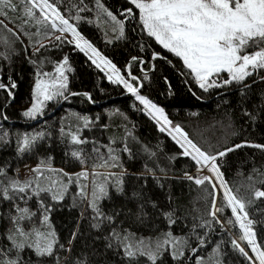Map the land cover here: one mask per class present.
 <instances>
[{
  "label": "trees",
  "instance_id": "1",
  "mask_svg": "<svg viewBox=\"0 0 264 264\" xmlns=\"http://www.w3.org/2000/svg\"><path fill=\"white\" fill-rule=\"evenodd\" d=\"M84 2L93 11L80 13L83 17L78 22L81 34L110 59L126 78L127 66L131 63L132 75L139 77L143 83L139 94L163 108L165 115L173 124L180 125L194 143L213 153L245 142L264 145V81L260 79L264 71L241 84L234 82L205 92L199 89L191 75H187L189 70L178 57L164 50L147 35L139 21L138 10L128 0H100L118 19L124 21L123 37L106 14L96 8L95 0ZM69 6V0L57 3L66 16ZM129 7L133 8L135 18L125 20L121 13ZM75 14L73 10L72 15ZM26 19L22 10L10 12L8 19L0 16L8 28L21 33L20 40L16 41L5 31L3 35L8 37L11 47L0 43V53L9 56V59H0V80L8 84L11 77L17 84L13 90L14 99L6 91L0 90V137H4L0 140V167L7 170V177H0V180L7 183L8 178H14L13 172L18 168L40 166L41 161H46L42 166V186L48 187L51 181H59L67 190L63 200H53L51 193L42 194L44 203L52 210L49 213L50 229L42 227L40 230H54L58 241L54 256L37 258L31 249H25L21 254L25 264H41V261L43 264H57V257L58 264H78L80 261L87 264H129L115 239L111 241L112 248L106 247L109 243L106 237L111 235L112 230L121 236L129 234L133 242L140 239L152 242L163 240L168 232L175 238L187 240L184 256L180 260H173L165 251L156 264H197L198 258H203L202 264H247L245 258L232 247L231 241L239 233L236 225L227 223L232 219V214L220 192L215 193V198L216 207L224 209L217 213L223 228L215 223L211 229L195 227L211 219L208 212L213 199L210 184L196 185L185 177L186 173L190 175L195 171V162L183 156L180 148L157 129L156 124L141 111L135 97L122 85L108 81L103 72L72 44L55 41L54 36L60 35L59 32L45 38L48 30L43 25H37L35 20L28 19L25 23ZM71 22L77 23L74 20ZM23 32L29 35L25 36ZM41 43L48 47L33 55ZM153 53L163 58L153 60ZM65 55L72 68L67 73L69 91L80 95L45 102L43 115L36 118L41 119L40 122L33 124V121H25L22 112L31 104L37 71H52ZM132 57L139 59L132 61ZM140 60L145 63L141 65ZM145 73L147 79H144ZM132 83L135 85L137 82ZM244 84L250 87L245 88ZM83 93H89L92 101ZM3 116H7V119H3ZM85 119L91 122L88 127H84ZM61 129L65 135L61 134ZM69 132L78 134L88 142L73 144L67 135ZM38 133H44V136L29 151H17L18 142L24 135ZM125 144L132 150L131 157L123 151ZM109 147L119 157V166L94 167L105 160L112 163L109 160ZM94 149H99V153ZM76 150H82L85 164L71 156ZM150 152L154 155H149ZM218 164L232 193L245 202L254 201L246 205L249 218L254 221L264 219V212L261 211L264 210V198L257 200L254 197L255 190L264 191V150L247 146L239 148L218 160ZM82 168L91 172L87 179L80 178L77 183L74 174ZM58 170L72 175V183L69 184L68 176ZM93 171L103 174L95 178L101 182L105 175L116 174L109 177L111 199L99 202L104 215L112 216L113 220H103L99 228L93 226L97 223L94 219L96 214L89 206ZM117 177L123 180V196H118L112 187ZM86 184L85 202V195L79 193L80 186ZM59 187L60 184L53 185V191ZM17 203L36 212L33 220L40 227L42 216L37 198L33 197L27 204L23 201ZM10 211L14 214L12 204L0 201V247L10 246V242L4 238L11 227L8 219ZM169 212L175 223H170L166 216ZM23 226L28 229L32 224L24 221ZM254 230L257 242L264 250V224H254ZM73 233H76L74 240ZM198 235L204 238L202 247ZM217 246L218 255L214 251ZM192 248H198V251L193 253ZM134 264H151V261L146 256L138 257Z\"/></svg>",
  "mask_w": 264,
  "mask_h": 264
},
{
  "label": "snow or ice",
  "instance_id": "2",
  "mask_svg": "<svg viewBox=\"0 0 264 264\" xmlns=\"http://www.w3.org/2000/svg\"><path fill=\"white\" fill-rule=\"evenodd\" d=\"M50 0H0V16L8 19L10 12H18L22 10L23 16L27 20H35L37 25H43L48 31L44 37L50 38L55 32L60 35H55V41L59 43L67 42L75 45V48L91 61V63L101 71L107 69L108 80L113 84L122 85L128 93L135 97L147 111L148 115L159 125V131L166 132L171 138L183 149L182 155L190 157L199 171L207 169L212 173L211 176L205 175L202 177H194L185 174L186 179L192 180L196 185H203L205 182L211 185L213 196L211 209L208 215L211 219L204 220L201 224L195 227H208L211 229L213 223L218 224L223 228V222L217 217L218 212H223V208L216 207L215 193L217 192V182L223 190L224 197L227 201V207L231 209L232 216L235 220L229 219L227 223L235 226L239 225L241 235L239 241L246 242L253 256H249L245 248L241 246L237 239L231 241L232 247L245 258L247 264H264V250L261 244L257 242V233L254 230V224H264V219L254 221L249 218V213L246 211V205L254 203L253 200L245 202L244 199L232 193L228 182L224 179V174L221 172V167L218 160L227 156L228 153L234 152L236 149L243 147H253L264 150V145L241 143L227 147L224 150L215 153L203 150L200 146L193 142L189 134L178 124L173 122L165 115L164 109L158 107L151 100L139 94V89L143 87V83L139 77L132 75L131 63L127 66V78L121 74V70L107 57L93 46L78 30V22L83 19L80 13L93 11L92 8L84 2V0H69L68 15L66 16L57 7V3ZM128 2L139 10V21L143 25V30L146 31L149 37L155 39L156 43L161 45L165 50L180 58L183 66L189 70L187 75H191L199 89L207 92L209 89L222 88L228 85L241 84L248 78L254 75L259 76L264 71V0H128ZM22 6V9H21ZM95 6L101 12L106 14L110 21L117 26L121 37L124 36V21L117 18L110 10H108L100 0H95ZM37 10L39 16H37ZM75 10V15H72ZM121 15L125 20L134 19L135 14L133 8L124 9ZM76 21L74 24L71 21ZM114 31L116 28L113 29ZM10 33L16 41L20 40V32L8 28L3 20H0V43L11 47V43L3 32ZM70 34L71 39L67 35ZM23 35H29L23 32ZM14 42V41H13ZM22 42V41H21ZM58 46V45H53ZM47 45L40 44L39 48L33 55L39 53L40 49L47 48ZM160 57L158 53H153L152 59ZM0 59H9V56L0 53ZM138 57H132V61H137ZM36 63V61H32ZM140 60V64H144ZM143 71V69H141ZM69 66V58L65 55L60 62L55 64L54 72H43L38 70L33 88L31 106L22 112V115L29 119H36L43 115L45 102L54 101L58 98L68 99L70 95H80L69 91V76L71 72ZM227 74V78L223 74ZM144 79H147L145 73ZM264 81V76H260ZM132 81L137 83L134 85ZM244 87H250L244 84ZM17 88L15 81L9 77V83L5 84L0 80V90L7 92V95L14 99L13 90ZM83 95L92 101L89 93ZM195 95V93H193ZM2 115V114H0ZM7 119V116H3ZM91 122L85 119L84 127H88ZM61 134L65 135L61 129ZM71 137L73 144H85L88 141L81 139L78 134L67 133ZM44 133L36 135H24L18 142L17 151L24 153L29 151L35 145L38 139L43 138ZM4 137H0L3 140ZM99 153V149H94ZM109 164L105 160L102 164L94 167H117L119 166V157L114 154V150L109 147ZM129 156L132 155V150L125 144L123 148ZM145 151H148L145 149ZM82 150H76L71 153V156L78 160L82 165L86 163L82 156ZM154 155V153H149ZM46 161H41L40 166L30 169V172L35 173L34 177L26 178L21 181L18 178H8L7 183L0 180V201H8L12 204V211L8 214L11 227L7 230L4 238L10 242V246L0 247V264H25L24 257L21 255L25 249H31L37 258L53 257L55 246L58 244L54 230L41 231L42 227L50 229L51 206L44 203L42 198L43 193H51L53 200H63L66 186L59 181H51L48 187L41 184L43 176V165ZM65 176H68V183H72V175L63 173V170H58ZM149 171H151L149 169ZM77 183L80 178L87 179L89 172L85 169L74 174ZM92 184V200L90 202L91 209L95 212L94 219L97 223L93 225L96 228L100 227L103 220L111 222L112 216H105L99 207V202L104 199H111L109 194V177L116 176L115 173H109L104 176V180L98 181L96 177L103 175L93 171ZM0 177H7V170L0 167ZM60 184L57 191H53V185ZM86 185L80 186V195L84 196ZM118 196H123L125 190L123 180L117 177L116 182L112 185ZM133 195H137L133 193ZM33 197H36L39 203V210L42 218L40 219V227H37L35 221L36 212L31 211L28 207H20L17 201H23L25 204ZM255 199L264 198V191L255 190ZM264 212V210H261ZM170 223H175L171 219L172 213H166ZM31 222L32 226L26 229L23 222ZM76 233H73L74 240ZM109 243L107 248H112V240L115 239L117 246L123 249V255L128 258L129 264H134L138 257L146 256L151 264H156L158 259H162L164 252L168 251L173 260H180L184 256V248L187 246V240H181L173 237L171 232L165 234V239H157L155 242L151 240L140 239L133 242L129 238V234L121 236L120 233L112 230L111 235L106 237ZM199 245L202 247L205 243L202 236H197ZM71 243V241H69ZM63 248V245L59 246ZM70 251V249H68ZM198 248H192L195 253ZM219 254V246L214 250ZM57 264H58V257ZM203 258L197 259V264H202ZM41 264L43 262L41 261ZM78 264H87L86 261H80Z\"/></svg>",
  "mask_w": 264,
  "mask_h": 264
},
{
  "label": "rangeland",
  "instance_id": "3",
  "mask_svg": "<svg viewBox=\"0 0 264 264\" xmlns=\"http://www.w3.org/2000/svg\"><path fill=\"white\" fill-rule=\"evenodd\" d=\"M138 10V9H137ZM138 12H139V10H138ZM37 16H39V12H38V10H37ZM142 24V23H141ZM143 26V25H142ZM145 31V30H144ZM146 32V31H145ZM58 34H60V33H58ZM65 35H67V37H68V39H71V35L70 34H65ZM154 39V38H153ZM154 41H155V39H154ZM156 42V41H155ZM158 44V43H157ZM74 47H75V45H74V43L72 44ZM159 45V44H158ZM159 46H161V45H159ZM162 47V46H161ZM163 48V47H162ZM164 49V48H163ZM165 50V49H164ZM167 51V50H166ZM84 56H85V54L84 53H82ZM172 54V53H171ZM174 55V54H173ZM87 59H88V57L87 56H85ZM180 59V58H179ZM89 60V59H88ZM90 61V60H89ZM181 61V60H180ZM91 62V61H90ZM181 63H182V61H181ZM183 64V63H182ZM54 69H55V66H54V68H53V70L52 71H50V72H54ZM100 70V69H99ZM103 72V74L105 75V77H106V79L108 80V75L110 74V73H108V71H107V69H105L104 71H102ZM121 74H122V72H121ZM224 75V77L225 78H227V74L225 73V74H223ZM36 80V79H35ZM109 81V80H108ZM34 84H35V81H34ZM197 85V84H196ZM33 88H34V85H33ZM32 93H33V91H32ZM32 102H33V99H32V101H31V104H32ZM137 103L139 104V106H140V108H141V111L150 119V120H152L151 119V117L148 115V113H147V111L144 109V107H143V105H141L140 103H139V101H137ZM31 104L29 105V107L31 106ZM28 107V108H29ZM159 107V106H158ZM38 117H41V115L40 116H38ZM24 119H25V121H27V122H31V121H35L36 119H29V118H26V117H23ZM155 124H156V127H157V129L159 130V125L154 121V120H152ZM164 134H166L179 148H180V146L171 138V136H169L166 132H164ZM180 150L183 152V149H181L180 148ZM190 158V157H189ZM191 159V158H190ZM36 167H38V166H35V165H25V166H23V167H20V168H18L15 172H13V176H14V179H16V178H18L19 180H21V181H23V180H25L26 178H30V177H33V174L34 173H32V172H30V169H33V168H36ZM44 169V168H43ZM49 169H52V168H49ZM86 168H82L81 170H79L78 171V173L79 172H81L82 170H85ZM87 170V169H86ZM88 172H91V171H89V170H87ZM103 173H105V172H103ZM191 176H194V177H202V176H205V175H208V176H211L212 175V173H210V172H208L207 171V169H204L203 171H199L198 170V166L196 167V169H195V171L194 172H192V174H190ZM194 182V181H193ZM87 183H88V181H87ZM86 186H88L87 184H86ZM86 192H85V202H86V198H87V188H86V190H85ZM217 192H220V194H221V196H222V199H223V201L225 202V204L227 205V201H226V199H225V197H224V193H223V190L219 187V183L217 182ZM216 192V193H217ZM230 209V208H229ZM231 210V209H230ZM232 214V213H231ZM232 219H233V221L235 220V217H233L232 216ZM235 228V227H234ZM236 228H237V230H238V235H237V237H235L234 239H237L238 240V242L241 244V246L242 247H244L245 248V251H247L248 252V255L249 256H253L254 257V254L251 252V250H250V248L247 246V244H246V242H244V241H239V236L241 235V230H240V228H239V225L238 224H236ZM235 228V229H236ZM67 249H68V247H67ZM256 264H259V262L257 261L256 262Z\"/></svg>",
  "mask_w": 264,
  "mask_h": 264
},
{
  "label": "water",
  "instance_id": "4",
  "mask_svg": "<svg viewBox=\"0 0 264 264\" xmlns=\"http://www.w3.org/2000/svg\"><path fill=\"white\" fill-rule=\"evenodd\" d=\"M41 121V119H38V120H36V121H33L32 123L33 124H36L37 122H40Z\"/></svg>",
  "mask_w": 264,
  "mask_h": 264
}]
</instances>
